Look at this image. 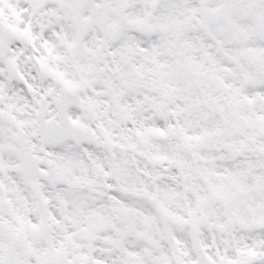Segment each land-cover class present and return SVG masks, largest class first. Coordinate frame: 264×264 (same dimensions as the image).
<instances>
[{
	"label": "snow or ice",
	"instance_id": "1",
	"mask_svg": "<svg viewBox=\"0 0 264 264\" xmlns=\"http://www.w3.org/2000/svg\"><path fill=\"white\" fill-rule=\"evenodd\" d=\"M0 264H264V0H0Z\"/></svg>",
	"mask_w": 264,
	"mask_h": 264
}]
</instances>
